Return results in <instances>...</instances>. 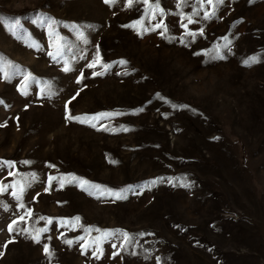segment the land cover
<instances>
[{
    "label": "rangeland",
    "instance_id": "obj_1",
    "mask_svg": "<svg viewBox=\"0 0 264 264\" xmlns=\"http://www.w3.org/2000/svg\"><path fill=\"white\" fill-rule=\"evenodd\" d=\"M177 3L160 0L161 36L141 34L161 19L142 0H0V161L15 162L0 166V186L36 177L19 201L0 192V264H264V0H223L210 19L205 4L187 29L178 13L195 0ZM38 18L59 22L55 60ZM97 46L107 70L86 67ZM97 113L112 115L66 118ZM97 228L130 241L81 248Z\"/></svg>",
    "mask_w": 264,
    "mask_h": 264
},
{
    "label": "snow or ice",
    "instance_id": "obj_2",
    "mask_svg": "<svg viewBox=\"0 0 264 264\" xmlns=\"http://www.w3.org/2000/svg\"><path fill=\"white\" fill-rule=\"evenodd\" d=\"M111 2H113V0H105V3H111ZM132 3H133V0H127V5L126 6H131ZM142 3L145 5V13L150 14L153 17V19H155L156 16L161 17V19L151 29H142L141 34H142L143 30L155 31V29L159 28V29H162V31L159 34L161 36H165V34L168 32V26H167V24L164 23V20H163V17L166 15V11H165L164 8L161 7L160 0H142ZM222 3H223V0H195V3L192 6L191 13H187V14L183 13V12L178 13L180 15V19H181L180 26L182 28L187 29V25L188 24L195 23L196 21L193 19V17L200 15L199 9L200 8H204L205 4L211 6V11L205 10L203 12V17H204V19H210L213 15H215V6L217 4H222ZM186 5H187V0H178V3H177V7L178 8H183ZM197 5L199 6V8L197 7ZM185 19L187 20V23H184ZM143 20H144V17L142 16L139 20L134 21L132 25H124V27L135 26L136 24H142ZM34 23H47L48 24V26H49V36L50 37L55 36L56 40H57L55 53L49 52L48 54L54 60L57 59L59 56L62 55V52L64 50V48H63V40H64V38L62 36H60L58 33H56L52 26L54 24L59 23V22H57V21H55V20H53L51 18H48L47 20H44L42 18H38L37 21H34ZM17 26H19V21H16V24L11 25L10 29L14 32L15 28ZM65 27H68V25L65 24ZM71 27H72V30L78 34V36L83 37L85 35L84 31L82 30V26L73 24ZM199 32L202 35L203 34V29H200ZM186 35L191 36L194 39L196 33L192 32V31H186ZM224 39H227V37H224ZM181 42H183L182 38H181ZM229 43H230V41H229ZM202 51H204L205 54H208V52H209V50H207V49L202 50ZM211 52L214 53V55L212 57L214 59H223V58H225L218 47L212 49ZM195 54L198 55L199 53H195ZM81 58H83V56H81ZM256 61H257V57H250L248 60H245L244 63L245 64H249L251 62H256ZM113 63H119V64L123 65V64L126 63V61L120 60L118 62H113ZM97 64H101V60H100V57H99V48H98V46H97L96 55L94 56V58H93V60L91 62L86 64V67L89 68V69H95ZM8 67H9V64L0 65V71L4 72L6 79L10 78L9 73L7 71ZM12 67H15V66H12ZM101 67L103 69L107 70V69L110 68V65L109 64H101ZM64 71H69V67L67 65V62L65 63ZM102 74H104V73L103 72H97L95 70H93V72H92L93 76L102 75ZM82 75H83V73H81V76ZM30 79H31V74L30 73L29 74H25L24 80L22 81V88L25 90V94H26V90H27V88L29 86V80ZM79 79L80 78L78 77L77 82H79ZM157 95H159V94H157ZM74 98L75 97H73V99ZM173 107H176V105H173ZM181 107H186V106L181 105ZM109 115H112V114H110V113H97V114H94L92 116H88L87 114H85L83 116H71V115H68L66 118H68L70 120H78L81 123H85V122H88V121H91V120H95L98 117L109 116ZM117 115H119V113H117ZM0 126H3V125H0ZM125 130H127V129H125ZM14 163L15 162H13V161H0V166H3V165L6 164L7 166H9L11 168V167L14 166ZM24 163H29V161H24ZM9 175H13V173L9 172ZM16 175H20V174L16 173ZM35 179H36L35 174H32L28 181H23V179H22L21 181H17L15 183H13L12 185L0 186V192L6 191L8 187H11L12 188L13 197L16 200L19 201V200H21L22 195H23L25 189L27 188V186L31 182H33ZM53 179H55V177H52L51 175L48 177L49 182H51ZM74 179L81 180L82 184H88L89 183L88 181H83L81 178L74 177ZM154 182L155 181H153V183ZM185 186H188V185H185ZM94 187L99 188L100 186L99 185H94ZM47 190L48 189H45V191H47ZM107 191H108V193L110 195H114L117 199L122 198L119 192H113V190H111V189H108ZM20 207L23 208L24 205L20 204ZM29 214H31V209H29ZM20 219L22 220L23 217H20ZM74 219L79 220L80 218L79 217H75ZM15 223H16V221L13 220L12 223L8 225L9 231L13 230L12 226ZM46 230L47 229H39L38 231L39 232H43V231H46ZM91 230H92L91 228H86L85 229L86 232H89ZM24 231L28 232V229H24ZM95 231L101 232L102 236L101 237H97V238H95L92 241H89L85 237H78V239H81V240L84 241V243H82L80 245L81 248H84L85 245H87L89 243L96 244L98 246L100 241H101V239H108V238L115 237L117 235V233H121L123 235V238H124L122 243H121V246H123V243L130 241L129 234L127 232H124L123 230H119V229H105V230H101V229L97 228V229H95ZM139 235L142 236V235H145V233H140ZM32 239L34 241H36L37 243H39V241H40L39 234L33 235ZM66 243L71 245L73 243V241L68 240V241H66ZM5 247H6V245H5ZM113 247H115V245H113ZM97 250H99L98 247H97ZM44 252L48 256H52L53 255V253L51 252V250H50V248H49V246L47 244L44 245ZM93 254L95 255V253H93ZM133 254H135V253H133ZM160 259L161 258L157 257V264H160Z\"/></svg>",
    "mask_w": 264,
    "mask_h": 264
}]
</instances>
